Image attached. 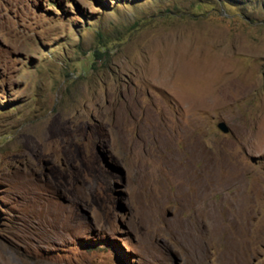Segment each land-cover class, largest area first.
<instances>
[{
	"label": "rangeland",
	"instance_id": "rangeland-1",
	"mask_svg": "<svg viewBox=\"0 0 264 264\" xmlns=\"http://www.w3.org/2000/svg\"><path fill=\"white\" fill-rule=\"evenodd\" d=\"M0 264H264V0H0Z\"/></svg>",
	"mask_w": 264,
	"mask_h": 264
},
{
	"label": "water",
	"instance_id": "water-1",
	"mask_svg": "<svg viewBox=\"0 0 264 264\" xmlns=\"http://www.w3.org/2000/svg\"><path fill=\"white\" fill-rule=\"evenodd\" d=\"M217 126L224 132H228L230 130L229 125L224 120L218 121Z\"/></svg>",
	"mask_w": 264,
	"mask_h": 264
},
{
	"label": "bare ground",
	"instance_id": "bare-ground-1",
	"mask_svg": "<svg viewBox=\"0 0 264 264\" xmlns=\"http://www.w3.org/2000/svg\"><path fill=\"white\" fill-rule=\"evenodd\" d=\"M242 253H243V254H246V253H247V250H243ZM244 262H247V261H244ZM244 262H241V263H244Z\"/></svg>",
	"mask_w": 264,
	"mask_h": 264
}]
</instances>
